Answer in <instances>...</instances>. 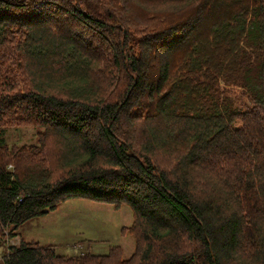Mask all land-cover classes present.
I'll return each mask as SVG.
<instances>
[{
  "label": "trees",
  "instance_id": "16d2710c",
  "mask_svg": "<svg viewBox=\"0 0 264 264\" xmlns=\"http://www.w3.org/2000/svg\"><path fill=\"white\" fill-rule=\"evenodd\" d=\"M70 199L129 207L135 256L0 264H264V0H0V240Z\"/></svg>",
  "mask_w": 264,
  "mask_h": 264
},
{
  "label": "rangeland",
  "instance_id": "374dc122",
  "mask_svg": "<svg viewBox=\"0 0 264 264\" xmlns=\"http://www.w3.org/2000/svg\"><path fill=\"white\" fill-rule=\"evenodd\" d=\"M237 95L234 93L233 98ZM235 100L237 104L248 102L246 98ZM41 133V128L13 125L4 130L2 137L9 149H29L39 145ZM134 223L135 217L127 206L116 208L90 200L70 199L56 211L23 225L19 236L13 239L8 238L6 230L0 240V263L8 247L19 246L21 239L53 247L58 255L68 257H83L85 253L105 256L113 247H118L122 260H128L137 253V241L130 230Z\"/></svg>",
  "mask_w": 264,
  "mask_h": 264
},
{
  "label": "crops",
  "instance_id": "0c3cea01",
  "mask_svg": "<svg viewBox=\"0 0 264 264\" xmlns=\"http://www.w3.org/2000/svg\"><path fill=\"white\" fill-rule=\"evenodd\" d=\"M12 246H15V245H12Z\"/></svg>",
  "mask_w": 264,
  "mask_h": 264
}]
</instances>
